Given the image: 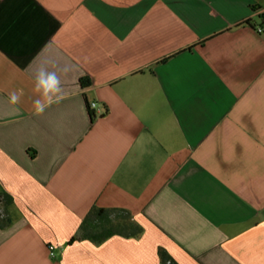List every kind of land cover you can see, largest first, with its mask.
<instances>
[{
  "label": "crops",
  "instance_id": "0c3cea01",
  "mask_svg": "<svg viewBox=\"0 0 264 264\" xmlns=\"http://www.w3.org/2000/svg\"><path fill=\"white\" fill-rule=\"evenodd\" d=\"M0 191V264H264V0H0Z\"/></svg>",
  "mask_w": 264,
  "mask_h": 264
},
{
  "label": "trees",
  "instance_id": "16d2710c",
  "mask_svg": "<svg viewBox=\"0 0 264 264\" xmlns=\"http://www.w3.org/2000/svg\"><path fill=\"white\" fill-rule=\"evenodd\" d=\"M81 84L84 87L91 85V81L88 77L81 78ZM90 109V103H89ZM91 110V109H90ZM13 203L12 197L0 191V227L6 228L12 225L13 219L9 217L8 207ZM116 216V217H115ZM120 216V217H119ZM95 218H87L84 224V231L93 234L92 237L95 241L100 242L114 233H131L140 234L142 228L134 225L129 216L121 212L100 209L95 215ZM94 219L96 222L94 223ZM118 221V223L115 222ZM110 224V225H108ZM85 233V234H87ZM163 264H177L164 250L160 251Z\"/></svg>",
  "mask_w": 264,
  "mask_h": 264
},
{
  "label": "clouds",
  "instance_id": "9594fccd",
  "mask_svg": "<svg viewBox=\"0 0 264 264\" xmlns=\"http://www.w3.org/2000/svg\"><path fill=\"white\" fill-rule=\"evenodd\" d=\"M33 94L35 98L33 99L32 114L37 117L43 115L48 108L59 104L66 98L59 76L55 71H48L43 66L37 71ZM8 96L10 103L17 105L23 96V90H14Z\"/></svg>",
  "mask_w": 264,
  "mask_h": 264
},
{
  "label": "built area",
  "instance_id": "2783aa9c",
  "mask_svg": "<svg viewBox=\"0 0 264 264\" xmlns=\"http://www.w3.org/2000/svg\"><path fill=\"white\" fill-rule=\"evenodd\" d=\"M258 31H259V33H262V32H263V29H262V28H259ZM96 107H97V103H96V102H91V103H90V109H91V110H92V109H96ZM51 255H52V256H55V252H54V250L51 251Z\"/></svg>",
  "mask_w": 264,
  "mask_h": 264
},
{
  "label": "rangeland",
  "instance_id": "374dc122",
  "mask_svg": "<svg viewBox=\"0 0 264 264\" xmlns=\"http://www.w3.org/2000/svg\"><path fill=\"white\" fill-rule=\"evenodd\" d=\"M116 217V216H115ZM120 217V216H119Z\"/></svg>",
  "mask_w": 264,
  "mask_h": 264
}]
</instances>
